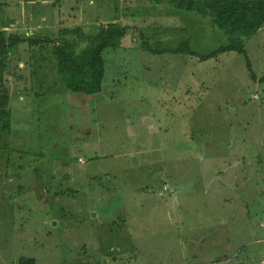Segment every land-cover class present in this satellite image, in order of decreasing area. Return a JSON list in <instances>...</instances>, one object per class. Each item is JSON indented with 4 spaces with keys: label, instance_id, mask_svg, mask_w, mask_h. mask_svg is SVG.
I'll return each mask as SVG.
<instances>
[{
    "label": "rangeland",
    "instance_id": "obj_1",
    "mask_svg": "<svg viewBox=\"0 0 264 264\" xmlns=\"http://www.w3.org/2000/svg\"><path fill=\"white\" fill-rule=\"evenodd\" d=\"M134 1L0 0V30L53 40L10 53L0 264H208L231 253L237 260L223 264H262L264 83L243 55H154L130 35L104 52L101 93L77 96L58 75L53 50L65 27L119 19L152 45L188 37L200 55L232 43L212 17ZM244 40L261 78L264 26ZM243 174L245 201L233 187Z\"/></svg>",
    "mask_w": 264,
    "mask_h": 264
},
{
    "label": "trees",
    "instance_id": "obj_2",
    "mask_svg": "<svg viewBox=\"0 0 264 264\" xmlns=\"http://www.w3.org/2000/svg\"><path fill=\"white\" fill-rule=\"evenodd\" d=\"M133 1V0H131ZM156 3L172 2L178 9L196 12L205 17H212L218 28L232 38V43L210 55L195 53L190 47V38H183L176 47L165 45L163 41L156 45L149 43L141 27L122 25L119 19L102 25L92 31L83 27L61 28L55 38L54 54L57 57L58 75L66 91L83 95H96L102 92L106 76L104 52L116 50L126 36L142 39L140 49L154 55L183 54L197 57L200 62L217 58L226 52H237L247 61V68L253 81L264 83V75L258 78L253 70L249 55L245 49L244 38L257 34L264 26V0H153ZM161 28H163L161 26ZM160 28V29H161ZM184 34L185 31L180 30ZM50 38H31L24 35L8 34L0 30V132L11 129L12 111L7 82L10 78V53L24 43L41 46V42ZM15 75V74H14ZM1 138V135H0ZM17 264H37L34 258H21Z\"/></svg>",
    "mask_w": 264,
    "mask_h": 264
},
{
    "label": "crops",
    "instance_id": "obj_3",
    "mask_svg": "<svg viewBox=\"0 0 264 264\" xmlns=\"http://www.w3.org/2000/svg\"><path fill=\"white\" fill-rule=\"evenodd\" d=\"M134 1V0H133ZM132 1V2H133ZM138 1V5L139 4H141L142 2L141 1H139V0H137ZM136 0L134 1V2H137ZM134 19H135V17H134ZM48 28L46 27V30H47ZM193 75V74H192ZM193 78V77H192ZM191 82H192V79H191ZM74 94H77V93H74ZM78 95H83V94H77V96ZM84 96H86V95H84ZM88 96V95H87ZM87 98H90V97H87ZM87 101V100H86ZM85 102V101H84ZM87 103V102H86ZM243 173H245V171L243 172ZM236 182L233 184V187H236L237 188V190L239 191L238 193H239V195H242L243 196V199H242V201H245V200H248L249 199V197H250V194H251V185H250V180H249V178H247V176H246V174H243V178L242 177H239V176H236ZM231 247H229V249H230ZM240 254V253H239ZM236 256H238V253L236 254H234V253H231L230 254V256L229 255H224V256H222L220 259H221V261L220 260H217L219 263H217V264H223V263H226V262H228V261H231V260H233V259H236L235 257ZM264 259V258H263ZM237 260V259H236ZM235 260V261H236ZM263 261V260H262ZM215 261H209L208 262V264L210 263H214ZM216 263H214V264H216ZM262 263V262H261ZM239 264H245V261H242V262H240Z\"/></svg>",
    "mask_w": 264,
    "mask_h": 264
},
{
    "label": "built area",
    "instance_id": "obj_4",
    "mask_svg": "<svg viewBox=\"0 0 264 264\" xmlns=\"http://www.w3.org/2000/svg\"><path fill=\"white\" fill-rule=\"evenodd\" d=\"M263 228H264V225H263ZM262 264H264V260L262 261Z\"/></svg>",
    "mask_w": 264,
    "mask_h": 264
}]
</instances>
